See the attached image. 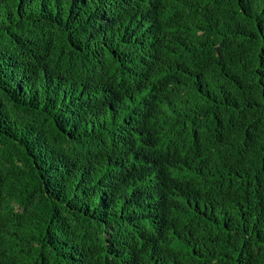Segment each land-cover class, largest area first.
<instances>
[{
  "label": "trees",
  "instance_id": "16d2710c",
  "mask_svg": "<svg viewBox=\"0 0 264 264\" xmlns=\"http://www.w3.org/2000/svg\"><path fill=\"white\" fill-rule=\"evenodd\" d=\"M0 264H264V0H0Z\"/></svg>",
  "mask_w": 264,
  "mask_h": 264
}]
</instances>
